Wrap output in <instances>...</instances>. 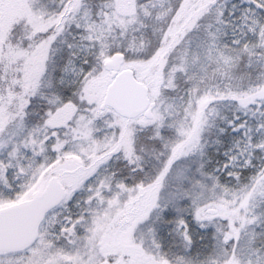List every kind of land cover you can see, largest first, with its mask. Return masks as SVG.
I'll use <instances>...</instances> for the list:
<instances>
[{
	"label": "snow or ice",
	"instance_id": "snow-or-ice-1",
	"mask_svg": "<svg viewBox=\"0 0 264 264\" xmlns=\"http://www.w3.org/2000/svg\"><path fill=\"white\" fill-rule=\"evenodd\" d=\"M0 264H264V0H0Z\"/></svg>",
	"mask_w": 264,
	"mask_h": 264
}]
</instances>
